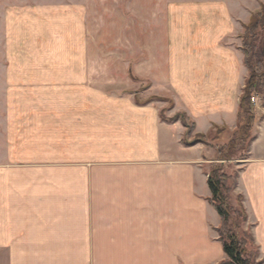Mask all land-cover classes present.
<instances>
[{"label":"crops","instance_id":"0c3cea01","mask_svg":"<svg viewBox=\"0 0 264 264\" xmlns=\"http://www.w3.org/2000/svg\"><path fill=\"white\" fill-rule=\"evenodd\" d=\"M89 2L67 6L64 43L39 54L35 125L57 158H0V264H219L220 220L207 201L215 151L185 145L186 128L161 120L163 102L153 98L171 100L194 135L232 133L248 77L239 36L264 0H131L133 25L123 28L132 78H100L98 88L87 69ZM61 8L43 16L53 28ZM118 11L122 3L105 7L103 18ZM62 59L70 78L57 74ZM253 104L233 193L264 264V105Z\"/></svg>","mask_w":264,"mask_h":264},{"label":"rangeland","instance_id":"374dc122","mask_svg":"<svg viewBox=\"0 0 264 264\" xmlns=\"http://www.w3.org/2000/svg\"><path fill=\"white\" fill-rule=\"evenodd\" d=\"M73 1L0 0V158L5 155L10 158L25 159L35 156L43 160L50 157L55 159L59 154V148L52 146V141L46 135V131H44V139L49 140H43L40 134L41 128L38 127L36 130L35 107L36 103H42L36 95V92L41 90V84L37 82L36 78L37 74L41 75L45 72L42 70L40 63L43 46L52 49L58 43H64L63 39L67 37L66 34L63 35L66 28V19L68 18L66 11L67 6ZM89 1L86 37L91 41L89 55L91 64L89 67L87 66V69L91 78H93V87L98 88L102 84L100 78H132L131 34H128V31L123 28L133 25L130 14L131 0H109L111 3H107L106 0ZM121 3L123 11L122 13L118 11V17L111 13L108 15L112 17L103 18L106 15L105 7L115 10V7L121 5ZM60 8L63 12L62 15L59 12V16H62V18L60 19V27L57 29L53 28L51 22L45 21L43 16L46 15V10L54 9V12H57ZM48 16L51 17V15ZM63 20L65 21L63 22ZM116 27H119L118 33H116ZM120 28H123L124 31H121ZM62 61L63 59L61 60V69H57V74H60V78H70L66 74L68 72V62ZM48 71L49 74L52 72L50 66ZM43 87L44 91L50 90L45 88L46 84ZM5 90H7L6 100L3 97ZM255 99L257 98H253L254 101ZM168 100L162 101L164 106L162 117L173 119L177 114L172 115L173 107ZM43 102L44 105H50L47 100ZM169 114L171 115L170 118L167 117L170 116ZM177 118V122H180L186 128L187 134L189 123L180 116ZM50 133L51 131H48L49 135ZM231 134L214 132L203 141L199 137H194L193 133L185 137L191 141L193 140V142L201 141L213 147L215 157L214 161L207 165V175L210 169L216 166H221L224 173L231 175L237 172L235 167L246 157L247 153L244 151L236 153L228 161L218 160L219 151L223 147V151L226 150ZM214 136H219V139L217 141L213 140ZM231 195L230 203L236 207V195L234 193ZM247 223L243 227L244 230L249 229Z\"/></svg>","mask_w":264,"mask_h":264},{"label":"trees","instance_id":"16d2710c","mask_svg":"<svg viewBox=\"0 0 264 264\" xmlns=\"http://www.w3.org/2000/svg\"><path fill=\"white\" fill-rule=\"evenodd\" d=\"M242 28L243 31L239 36L241 41L239 50L243 55V65L247 69L248 77L239 98L235 130L231 134L226 150L223 151V147L219 151V161H228L236 153L244 151L247 155L241 161L247 159L252 141V129L255 123L253 98H259L264 105V4L260 5L259 9L252 14L249 22L243 25ZM153 99L165 101L159 98ZM168 101L173 107V102ZM178 115L190 125L186 136L193 133L194 124L185 114H177L173 119H165L162 117L163 110L160 113L161 120L169 123L177 122ZM215 132L222 133L223 131L216 130ZM194 137H199L203 141L209 136L194 135ZM215 137L213 140H215ZM183 143L193 145L202 142L190 140V142L183 141ZM202 144L206 145V143ZM207 176V185L210 192L207 201L220 220L216 232L225 258L219 264H263L250 227L248 230L243 229L248 222L243 197L236 195V207L230 203L231 194L237 186L238 172L228 175L223 172L221 166H216L210 169Z\"/></svg>","mask_w":264,"mask_h":264}]
</instances>
